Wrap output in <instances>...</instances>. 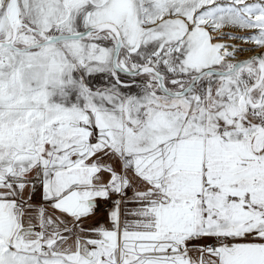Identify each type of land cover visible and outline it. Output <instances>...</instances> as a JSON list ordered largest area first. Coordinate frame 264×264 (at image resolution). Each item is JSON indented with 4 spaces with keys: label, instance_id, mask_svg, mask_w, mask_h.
Returning a JSON list of instances; mask_svg holds the SVG:
<instances>
[{
    "label": "snow or ice",
    "instance_id": "6c2138e0",
    "mask_svg": "<svg viewBox=\"0 0 264 264\" xmlns=\"http://www.w3.org/2000/svg\"><path fill=\"white\" fill-rule=\"evenodd\" d=\"M0 264H264V0H0Z\"/></svg>",
    "mask_w": 264,
    "mask_h": 264
}]
</instances>
